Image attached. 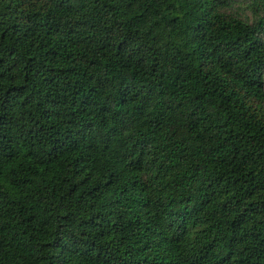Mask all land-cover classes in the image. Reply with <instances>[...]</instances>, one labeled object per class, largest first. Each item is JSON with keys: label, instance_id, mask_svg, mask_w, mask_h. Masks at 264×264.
Returning <instances> with one entry per match:
<instances>
[{"label": "trees", "instance_id": "obj_1", "mask_svg": "<svg viewBox=\"0 0 264 264\" xmlns=\"http://www.w3.org/2000/svg\"><path fill=\"white\" fill-rule=\"evenodd\" d=\"M0 0V264H264V0Z\"/></svg>", "mask_w": 264, "mask_h": 264}, {"label": "rangeland", "instance_id": "obj_2", "mask_svg": "<svg viewBox=\"0 0 264 264\" xmlns=\"http://www.w3.org/2000/svg\"><path fill=\"white\" fill-rule=\"evenodd\" d=\"M242 1L243 0H231L233 10L242 14H246L247 16H250V13L246 5Z\"/></svg>", "mask_w": 264, "mask_h": 264}]
</instances>
